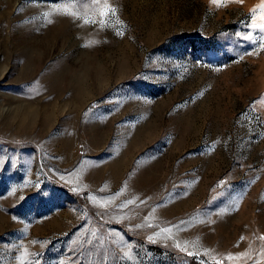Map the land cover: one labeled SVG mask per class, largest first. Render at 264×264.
<instances>
[{"label":"rangeland","instance_id":"rangeland-1","mask_svg":"<svg viewBox=\"0 0 264 264\" xmlns=\"http://www.w3.org/2000/svg\"><path fill=\"white\" fill-rule=\"evenodd\" d=\"M262 4L0 0V264H264Z\"/></svg>","mask_w":264,"mask_h":264},{"label":"snow or ice","instance_id":"snow-or-ice-1","mask_svg":"<svg viewBox=\"0 0 264 264\" xmlns=\"http://www.w3.org/2000/svg\"><path fill=\"white\" fill-rule=\"evenodd\" d=\"M74 2V0H73ZM93 2H97V0H93ZM222 0H212V3L216 4L217 6H220ZM58 10V9H57ZM260 10H261V19L264 20V4H262L260 6ZM110 12H114V9H109ZM65 15H71L74 18H80L76 15L75 12H64ZM102 16L107 15L106 13H101ZM256 16V10H253V18H255ZM85 23H96V21H85ZM250 27L252 29H258L259 30V35H260V39L258 41H256L257 47L260 48L261 50H264V22H261L259 24L257 23H252L250 25ZM248 39H253L252 36L247 37ZM165 231H170V230H165ZM177 247H179V245L177 244ZM191 254V253H189Z\"/></svg>","mask_w":264,"mask_h":264}]
</instances>
